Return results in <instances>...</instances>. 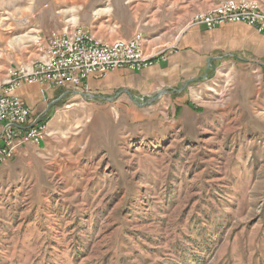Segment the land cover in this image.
I'll return each mask as SVG.
<instances>
[{"label": "rangeland", "instance_id": "374dc122", "mask_svg": "<svg viewBox=\"0 0 264 264\" xmlns=\"http://www.w3.org/2000/svg\"><path fill=\"white\" fill-rule=\"evenodd\" d=\"M225 1L0 0V87L79 28L141 34L166 59ZM223 27L264 37L232 23L204 36ZM211 56L173 90L39 89L30 105L18 89L47 137L0 165V264H264V58Z\"/></svg>", "mask_w": 264, "mask_h": 264}, {"label": "built area", "instance_id": "2783aa9c", "mask_svg": "<svg viewBox=\"0 0 264 264\" xmlns=\"http://www.w3.org/2000/svg\"><path fill=\"white\" fill-rule=\"evenodd\" d=\"M197 25L208 30L224 24H246L264 32V13L252 0H227L212 11L198 15ZM41 42V40H40ZM141 34L127 41L103 45L91 41L89 34L76 29L69 34H53L40 49V59L33 72L13 71L11 84L0 91V165L12 160L21 145L38 146L47 137V127L40 117L33 119L28 105L16 95L23 85L38 86L45 92L55 90L88 91L91 80H104L119 69L141 72L164 61L161 54L146 56ZM68 92V91H66ZM77 93V91H75Z\"/></svg>", "mask_w": 264, "mask_h": 264}, {"label": "crops", "instance_id": "0c3cea01", "mask_svg": "<svg viewBox=\"0 0 264 264\" xmlns=\"http://www.w3.org/2000/svg\"><path fill=\"white\" fill-rule=\"evenodd\" d=\"M199 26V25H198ZM194 27L186 32L181 39L177 41V48L174 51L165 53L166 59L153 67L142 72L135 73L129 70L121 69L112 73L111 78L103 81L92 80L90 86L97 88H126L130 91H141V93H155L164 89L173 90L180 83L194 79L199 75L200 67L211 53L216 51H227L231 56L252 55L257 58H264V37L252 33L251 36L240 35L233 28L223 27L215 37H207L210 34L205 27ZM144 52L151 55L159 51H165L161 48L149 49L144 44ZM231 52V53H230ZM213 57V56H211ZM210 57V58H211ZM214 59H217L214 57ZM38 86H23L20 90L23 100L27 104L38 102ZM234 111H231L232 114ZM238 111V108L236 109ZM223 113H217L214 117L215 122L222 121ZM241 114L232 116L233 121ZM3 128L0 125V136ZM1 144V140H0Z\"/></svg>", "mask_w": 264, "mask_h": 264}, {"label": "bare ground", "instance_id": "6f19581e", "mask_svg": "<svg viewBox=\"0 0 264 264\" xmlns=\"http://www.w3.org/2000/svg\"><path fill=\"white\" fill-rule=\"evenodd\" d=\"M197 18H198V16H197ZM89 39H90L91 41H97L98 43L103 44V45H110V43L100 41V40L96 39L95 37H93V36H91V35H89ZM117 42H118V41H117ZM117 42H114V43H117ZM34 69H35V67H34L31 71H28V72H33ZM10 84H11V78H10V79L8 80V82L5 84V85H6L5 88H4V87H3V88L0 87V91H4V90H6V88H7L8 85H10Z\"/></svg>", "mask_w": 264, "mask_h": 264}, {"label": "water", "instance_id": "95a60500", "mask_svg": "<svg viewBox=\"0 0 264 264\" xmlns=\"http://www.w3.org/2000/svg\"><path fill=\"white\" fill-rule=\"evenodd\" d=\"M127 93H128L129 96L131 97V94H130L129 92H127ZM77 94L83 96L85 99H91L90 97H87V95H85V94H81V93H77ZM131 99H132V97H131ZM54 104H55V102H54ZM136 104L139 105L138 103H136ZM139 106H143V105H139Z\"/></svg>", "mask_w": 264, "mask_h": 264}, {"label": "trees", "instance_id": "16d2710c", "mask_svg": "<svg viewBox=\"0 0 264 264\" xmlns=\"http://www.w3.org/2000/svg\"><path fill=\"white\" fill-rule=\"evenodd\" d=\"M43 122V121H42Z\"/></svg>", "mask_w": 264, "mask_h": 264}]
</instances>
